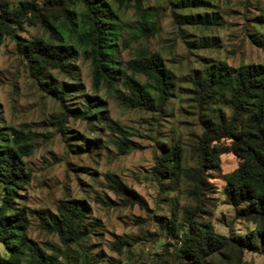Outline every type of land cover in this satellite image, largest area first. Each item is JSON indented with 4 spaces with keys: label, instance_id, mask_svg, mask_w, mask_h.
<instances>
[{
    "label": "rangeland",
    "instance_id": "obj_1",
    "mask_svg": "<svg viewBox=\"0 0 264 264\" xmlns=\"http://www.w3.org/2000/svg\"><path fill=\"white\" fill-rule=\"evenodd\" d=\"M8 1L14 5L19 0ZM140 5L150 13L154 28L131 36L140 24L139 11L119 7L116 60L119 69H126L139 47L160 54L174 79L159 111L124 106L113 90L94 87L90 62L80 52L66 71L39 72L17 52L11 37L0 41V138H8L9 128L15 127L29 133L32 143L31 152L23 157L29 180L20 190L19 203L47 216L56 214L60 199L86 207L82 250L70 244L71 256L65 264H189L178 255L180 240L171 227L176 226L180 234L184 211L194 207L196 199L185 178L155 175V158L163 147L177 142L182 147V165L195 166L193 147L204 123L230 113L220 100L197 101L192 85L195 75L217 60L233 68L264 63V0H140ZM144 16L141 12V27ZM40 32L37 25L25 22L17 30L24 39ZM126 71L146 80L140 73ZM114 87L129 93L120 74ZM86 100L99 103V111L90 117L69 115L61 129L52 114L69 107L81 110ZM109 119L128 131L125 150L115 144L122 135L108 126ZM229 142L227 138L218 141L220 166L207 170L211 190L200 197L197 219L211 222L218 233L238 235L252 230L254 224L235 216L241 205L230 204L223 192L225 174L241 161L227 149ZM108 172L133 188L144 203H125L110 187ZM27 234L48 252L50 245L62 246L55 233L39 228L36 214L30 215ZM119 238L127 242L116 250L112 243ZM255 243V250H242L243 264H264V244L258 238ZM0 252L5 253L2 244ZM217 258L214 255L213 260Z\"/></svg>",
    "mask_w": 264,
    "mask_h": 264
},
{
    "label": "trees",
    "instance_id": "obj_2",
    "mask_svg": "<svg viewBox=\"0 0 264 264\" xmlns=\"http://www.w3.org/2000/svg\"><path fill=\"white\" fill-rule=\"evenodd\" d=\"M127 6L138 10L140 15V24L131 36L145 28H154L153 21L148 20L150 13L141 9L140 0H19L14 5L0 0V41L11 37L17 52L39 72L46 68L66 71L71 58L80 52L90 62L94 87L113 90L124 106L159 111L170 96L174 79L160 54L139 47L126 62L125 68L142 74L145 81L118 67L117 12L119 7ZM141 12L145 14L142 27ZM24 22L37 25L41 32L28 39L20 37L17 30ZM117 74L122 76L129 93L114 87ZM192 85L199 103L209 104L217 99L230 113L228 116L219 114L215 121L204 123L193 147L197 153L195 166L185 168L182 147L170 142L155 158L152 171L172 180L185 178L190 195L196 199L195 206L184 211L180 234L176 226L171 227L172 234L180 240L178 255L189 264H243V249L255 250V238L264 244V63L233 68L226 61L217 60L195 75ZM99 109V103L86 100L81 110L63 108L52 116L62 129L69 115L90 117ZM108 126L122 135L114 140L115 144L121 150L129 147L128 131L112 119ZM9 129L8 138H0V244L5 248V253L0 252V264H65L71 256L70 244L82 250L86 207L77 201L60 199L56 214L47 216L19 203L20 190L29 180L23 157L31 152L32 143L29 133L15 127ZM221 138L230 140L227 149L241 160L225 174L223 192L230 204L241 205L236 208L235 216L254 224L245 234L218 233L211 222L197 219L200 197L211 190L207 170H218L220 166L218 141ZM106 177L125 203H144L143 197L115 174L108 172ZM31 214H36L40 229L57 235L62 246L50 245L51 252H48L28 236ZM126 242L119 238L112 246L120 250ZM214 255L218 256L217 260H213ZM81 257L84 261L86 254L82 252Z\"/></svg>",
    "mask_w": 264,
    "mask_h": 264
}]
</instances>
